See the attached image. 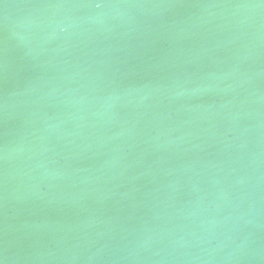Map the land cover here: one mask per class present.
<instances>
[{
  "label": "water",
  "instance_id": "95a60500",
  "mask_svg": "<svg viewBox=\"0 0 264 264\" xmlns=\"http://www.w3.org/2000/svg\"><path fill=\"white\" fill-rule=\"evenodd\" d=\"M0 264H264V0H0Z\"/></svg>",
  "mask_w": 264,
  "mask_h": 264
}]
</instances>
